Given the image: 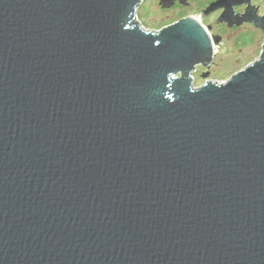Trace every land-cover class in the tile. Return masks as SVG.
I'll list each match as a JSON object with an SVG mask.
<instances>
[{
	"label": "water",
	"instance_id": "95a60500",
	"mask_svg": "<svg viewBox=\"0 0 264 264\" xmlns=\"http://www.w3.org/2000/svg\"><path fill=\"white\" fill-rule=\"evenodd\" d=\"M141 2L0 0V264H264V43L194 86L219 37Z\"/></svg>",
	"mask_w": 264,
	"mask_h": 264
},
{
	"label": "rangeland",
	"instance_id": "374dc122",
	"mask_svg": "<svg viewBox=\"0 0 264 264\" xmlns=\"http://www.w3.org/2000/svg\"><path fill=\"white\" fill-rule=\"evenodd\" d=\"M153 2L154 0H143L137 7L136 15L143 27L158 30L167 21L161 20L162 16L156 12ZM207 2L208 0H193L191 6L185 9L184 14L194 18L199 17V9ZM253 3L259 7L258 13L264 15V0H253ZM215 17L216 14H213L207 19H203L202 22L205 26L211 23L213 26V29L210 30L211 35L217 39V34H219L223 36V40L219 39L215 44L216 52L210 66L204 68L198 65L195 72L192 73L194 86L205 82L206 79L201 76L205 70L209 72L208 79L218 82L227 80L233 73L257 59L262 51L264 32L261 29L245 26L236 31H230L214 25L212 21Z\"/></svg>",
	"mask_w": 264,
	"mask_h": 264
},
{
	"label": "flooded vegetation",
	"instance_id": "af4514ba",
	"mask_svg": "<svg viewBox=\"0 0 264 264\" xmlns=\"http://www.w3.org/2000/svg\"><path fill=\"white\" fill-rule=\"evenodd\" d=\"M215 1L216 0H208V2L199 9L200 17L202 18L201 20L207 19L209 16L216 14V17L214 18V21H212V22H214V25H218V26L223 27V29H227L230 31H236L239 28H242L245 26H249V27L253 26L255 28V26L253 24V20L243 21L241 24L232 23L231 25H229V22H231V20L234 19L235 17H240V16L247 14L249 12L251 13L252 17H254L255 16V8H256L257 14H259L258 8L253 3V0H249V2H247V0H238L241 3H237V4L232 5L233 14H231L230 17H227L228 18L227 20L224 19L225 16H223V11H224L223 7L216 8L213 11L209 12L208 14L203 13V11L211 3L215 2ZM192 2H193V0H173L170 3V5H162V4H160V0H154L153 4L155 5L156 12H158L162 16L161 20L167 21L165 24L160 26V28L179 20L180 18L185 17L187 15V14H184L185 9L190 7ZM207 26L209 27V32H210V30L213 29V26H211V23H208ZM217 35H218L217 37H219V39L223 40L222 39L223 36H221L219 34H217ZM208 67H204V68H208ZM205 72H208V70H205ZM205 72H202L201 75ZM193 81H194V78H193Z\"/></svg>",
	"mask_w": 264,
	"mask_h": 264
},
{
	"label": "built area",
	"instance_id": "2783aa9c",
	"mask_svg": "<svg viewBox=\"0 0 264 264\" xmlns=\"http://www.w3.org/2000/svg\"><path fill=\"white\" fill-rule=\"evenodd\" d=\"M199 22H201L202 24H203V22H202V20H201V17L199 16V17H195ZM204 25V24H203ZM213 50H214V52H216V49H215V45H213Z\"/></svg>",
	"mask_w": 264,
	"mask_h": 264
},
{
	"label": "clouds",
	"instance_id": "9594fccd",
	"mask_svg": "<svg viewBox=\"0 0 264 264\" xmlns=\"http://www.w3.org/2000/svg\"><path fill=\"white\" fill-rule=\"evenodd\" d=\"M205 26V25H204ZM215 53V52H214ZM193 76V75H192Z\"/></svg>",
	"mask_w": 264,
	"mask_h": 264
}]
</instances>
